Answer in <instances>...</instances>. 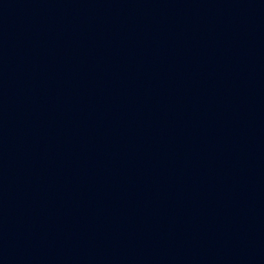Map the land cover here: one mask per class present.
I'll use <instances>...</instances> for the list:
<instances>
[{
  "label": "water",
  "instance_id": "water-1",
  "mask_svg": "<svg viewBox=\"0 0 264 264\" xmlns=\"http://www.w3.org/2000/svg\"><path fill=\"white\" fill-rule=\"evenodd\" d=\"M0 264H264V0H0Z\"/></svg>",
  "mask_w": 264,
  "mask_h": 264
}]
</instances>
